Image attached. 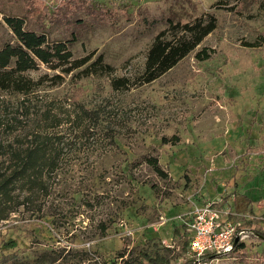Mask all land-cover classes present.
Here are the masks:
<instances>
[{"label": "rangeland", "instance_id": "rangeland-1", "mask_svg": "<svg viewBox=\"0 0 264 264\" xmlns=\"http://www.w3.org/2000/svg\"><path fill=\"white\" fill-rule=\"evenodd\" d=\"M43 1L0 0V46L14 41L3 16H19L24 28L66 41L73 57L100 53L112 69L63 73L40 63L24 71L46 75L33 91L0 94V118L30 128L44 114L60 139L44 189L16 185L0 201V264H152L140 253L154 250L171 264H264L255 233L264 210V0H61L53 12ZM207 12L214 28L167 70L110 86L141 70L168 16ZM202 46L211 51L196 59ZM80 107L89 116L77 119ZM207 202L245 230L243 248L195 260L182 246L185 225L181 234L173 227Z\"/></svg>", "mask_w": 264, "mask_h": 264}, {"label": "trees", "instance_id": "trees-1", "mask_svg": "<svg viewBox=\"0 0 264 264\" xmlns=\"http://www.w3.org/2000/svg\"><path fill=\"white\" fill-rule=\"evenodd\" d=\"M60 1H43L40 7L42 10L53 12L54 5ZM3 20L14 36V41L4 42L0 46V94L17 92L25 95L33 91L42 83L46 75L43 73L37 78H33L24 74V71L36 68L40 63L63 73L81 66L87 74L110 73L112 69L107 62L102 60L100 53L91 60H89L90 55L73 57L66 41L49 40L43 32L24 28L22 17L5 15ZM214 26L215 18L208 12L194 16L191 20L184 22L168 16L166 26L153 35L146 49L141 70L132 78L126 75L112 76L109 79L110 86L113 89H121L151 81L193 49ZM249 45H255V43ZM209 51L211 48L202 46L195 50L194 57L205 59L208 57ZM53 75L59 77L58 74ZM87 112L86 108L80 107L77 112V119H82L85 115L89 116ZM42 115L30 128L16 123L19 120L14 117L12 120L11 117L7 120L0 118V155L7 158L6 162L0 161L2 166H0V201L2 203H7L12 198L11 191L16 185L18 187L24 186L29 190L34 188L43 190L44 178L51 174L58 165V143L60 139L59 136H55L48 130V126L51 127L57 122L45 124L43 119L46 115ZM144 159L157 174H164L155 156L147 155ZM2 217L4 216L0 215V218ZM260 219L262 230L255 233L264 238V210ZM180 225L184 226L185 224L181 222L174 226V234L180 233ZM182 234V246L187 248L189 238L187 230ZM6 244L13 246L15 242L8 238ZM242 248L243 242L236 240L231 251L234 252ZM140 255L152 264H171L167 256L156 250L152 252V255L146 252H141ZM207 255L211 256V254L206 253L204 257ZM121 264H139V260L136 258L122 259ZM182 264H189V260Z\"/></svg>", "mask_w": 264, "mask_h": 264}, {"label": "built area", "instance_id": "built-area-1", "mask_svg": "<svg viewBox=\"0 0 264 264\" xmlns=\"http://www.w3.org/2000/svg\"><path fill=\"white\" fill-rule=\"evenodd\" d=\"M228 211L210 202L194 206L183 221L188 232L187 252L195 260L208 253L212 256L231 250L245 230L227 219Z\"/></svg>", "mask_w": 264, "mask_h": 264}, {"label": "water", "instance_id": "water-1", "mask_svg": "<svg viewBox=\"0 0 264 264\" xmlns=\"http://www.w3.org/2000/svg\"><path fill=\"white\" fill-rule=\"evenodd\" d=\"M236 240H237V237H234V238H233V242H235Z\"/></svg>", "mask_w": 264, "mask_h": 264}]
</instances>
